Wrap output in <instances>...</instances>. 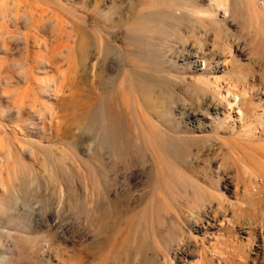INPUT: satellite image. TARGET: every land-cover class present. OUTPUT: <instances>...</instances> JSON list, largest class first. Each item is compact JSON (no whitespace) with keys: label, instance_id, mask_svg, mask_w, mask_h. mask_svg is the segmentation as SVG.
Returning <instances> with one entry per match:
<instances>
[{"label":"rangeland","instance_id":"374dc122","mask_svg":"<svg viewBox=\"0 0 264 264\" xmlns=\"http://www.w3.org/2000/svg\"><path fill=\"white\" fill-rule=\"evenodd\" d=\"M262 112L264 0H0V264H264Z\"/></svg>","mask_w":264,"mask_h":264},{"label":"bare ground","instance_id":"6f19581e","mask_svg":"<svg viewBox=\"0 0 264 264\" xmlns=\"http://www.w3.org/2000/svg\"><path fill=\"white\" fill-rule=\"evenodd\" d=\"M246 97H247V94H240V93H237V92H231V91H229V93L227 94V100L231 103V106L230 107H233V106H237V107H239V112H238V114L236 115L237 116V118H235V122L233 123L234 124V127L235 128H238V127H236V124L238 125V126H240V127H243V128H241V129H239L238 131H240L242 134H244V133H249V135L248 136H250V134L252 135L253 133L252 132H255V129L258 127V124H260L261 125V121H263V119H260L259 121H253L252 123H248L247 125H246V115H245V113L243 112V110L242 109H240V107H242L243 105H244V103H245V100H246ZM203 111V110H202ZM233 111H232V109L231 110H227V111H225V110H215V117H217L218 119H220V118H223V119H229V118H232L233 117ZM262 114H264V112H262ZM204 121V120H203ZM240 134V133H239ZM247 134H245V135H247ZM259 139V138H258ZM254 171V170H253ZM255 172H256V170H255ZM261 172V171H260ZM254 173V172H253ZM253 173H252V175H253ZM257 173V172H256ZM255 177L257 176V177H259L260 179H261V184H263L264 185V172L263 173H257L256 175H254ZM254 178V177H253ZM256 180V179H255ZM256 181H258V180H256ZM248 183V182H247ZM256 183V182H255ZM261 184L259 185V186H261ZM257 187V186H256ZM261 188H262V190L261 191H263V189H264V187H262L261 186ZM257 190V189H256ZM258 190H260V189H258ZM264 192V191H263ZM263 192H259V193H263ZM264 199V198H263ZM260 204V203H259ZM263 204V203H262ZM259 206V205H258ZM264 206V205H263ZM261 211V210H260ZM264 211V210H263ZM262 211V212H263ZM254 212H252V214H253ZM258 214V213H257ZM257 214L255 215L257 218H258V216H257ZM254 215V214H253ZM210 216V215H209ZM262 216V215H261ZM208 217V216H207ZM215 217V216H214ZM253 217V216H252ZM256 217H254L255 219H256ZM264 217V216H263ZM204 218V217H203ZM263 219V218H262ZM202 220V219H201ZM226 220V219H225ZM223 222H224V220H222ZM221 221V222H222ZM260 221H261V219H260ZM206 222L208 223V224H211V217H208V218H206ZM204 226H205V221L203 222V223H201L200 225H199V227H197L198 229H202V228H204ZM263 226H264V224H263ZM262 227V226H261ZM254 229V228H253ZM252 229V230H253ZM263 229H264V227H263ZM245 233H249V231L248 230H246V231H244ZM264 233V232H263ZM255 234H256V232H255ZM255 237V236H254ZM253 237V238H254ZM264 238V237H263ZM241 239V238H240ZM251 238H249V240H250ZM253 240V239H252ZM261 240V239H260ZM254 243V242H253ZM240 244H242V241H241V243ZM238 247H239V245H238ZM237 247V248H238ZM256 252H255V254H257V255H260V254H263L264 253V241L262 242V241H260L257 245H256ZM237 251V250H236ZM216 256V255H215ZM235 256V255H234ZM258 257V256H257ZM246 259V258H245ZM231 260V259H230ZM232 261V260H231ZM239 261V260H238ZM233 263V262H232ZM242 263V262H241ZM240 263V264H241ZM257 264V263H256Z\"/></svg>","mask_w":264,"mask_h":264}]
</instances>
